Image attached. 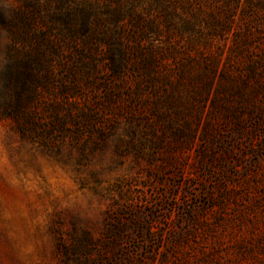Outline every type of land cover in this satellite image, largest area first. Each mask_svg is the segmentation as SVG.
I'll return each mask as SVG.
<instances>
[{"label":"rangeland","instance_id":"obj_1","mask_svg":"<svg viewBox=\"0 0 264 264\" xmlns=\"http://www.w3.org/2000/svg\"><path fill=\"white\" fill-rule=\"evenodd\" d=\"M69 161L95 222L0 176L50 209L44 264H264V0H0V172Z\"/></svg>","mask_w":264,"mask_h":264},{"label":"clouds","instance_id":"obj_2","mask_svg":"<svg viewBox=\"0 0 264 264\" xmlns=\"http://www.w3.org/2000/svg\"><path fill=\"white\" fill-rule=\"evenodd\" d=\"M14 0H5L10 5ZM8 7H5L7 13ZM28 167H32L29 163ZM59 174L66 177L71 183L66 186H56L52 178L44 176L42 171L33 169L32 175L18 170H4L0 172L7 185L15 192L33 200L41 195H46L60 211H69L78 215L81 220L95 222L101 218L106 210V203H101V198L96 190L91 175L74 161L59 163ZM92 170L100 172L101 165L94 163ZM53 175L57 176V169L53 167ZM109 181L103 180L102 186H107ZM59 180L57 179V184ZM83 185V186H82ZM50 222V209L28 208L24 202L18 201L9 205L0 200V231L13 242L15 260L18 264H44L38 249L46 244L45 234Z\"/></svg>","mask_w":264,"mask_h":264},{"label":"trees","instance_id":"obj_3","mask_svg":"<svg viewBox=\"0 0 264 264\" xmlns=\"http://www.w3.org/2000/svg\"><path fill=\"white\" fill-rule=\"evenodd\" d=\"M14 74H15V73H12L11 76H13ZM17 74H18V75L13 76V80H14L15 82H17L18 80L21 79L20 74H19V73H17ZM35 97H36V90H35V88H33V89H32V94H31V99H30V100H34ZM16 111H17V109H16ZM17 116H18V115H17Z\"/></svg>","mask_w":264,"mask_h":264}]
</instances>
